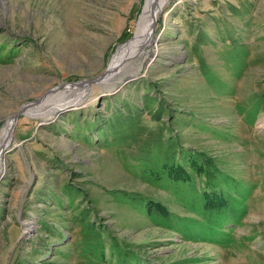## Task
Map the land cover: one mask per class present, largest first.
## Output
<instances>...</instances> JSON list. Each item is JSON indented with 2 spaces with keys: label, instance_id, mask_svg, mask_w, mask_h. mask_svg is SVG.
I'll return each instance as SVG.
<instances>
[{
  "label": "rangeland",
  "instance_id": "obj_1",
  "mask_svg": "<svg viewBox=\"0 0 264 264\" xmlns=\"http://www.w3.org/2000/svg\"><path fill=\"white\" fill-rule=\"evenodd\" d=\"M146 1L0 0V264H264V0H169L102 83Z\"/></svg>",
  "mask_w": 264,
  "mask_h": 264
},
{
  "label": "bare ground",
  "instance_id": "obj_2",
  "mask_svg": "<svg viewBox=\"0 0 264 264\" xmlns=\"http://www.w3.org/2000/svg\"><path fill=\"white\" fill-rule=\"evenodd\" d=\"M169 0H147L145 7L143 9V15L140 18V22L138 25V31L133 39L127 41V44L121 45L117 52L113 55L114 58L112 63L105 73L106 76L104 82L108 83L110 81V76L113 74H117L119 71V67H121L125 72L130 70L131 74H138L140 69L142 68V64L144 60L149 56V51H144L143 55V46L146 42L151 41L153 38L155 24L158 20L159 11H161L165 4ZM142 56V59H140ZM128 74V73H127ZM103 76V77H104ZM115 78V77H114ZM53 94V93H52ZM49 99V98H48ZM31 105H29L30 107ZM27 108H25L24 112H27ZM33 112V111H32ZM15 115L2 127L1 136H0V177L1 173L4 169V152L7 148L11 147L12 139H13V125L15 120ZM31 227L25 230L26 232L30 231Z\"/></svg>",
  "mask_w": 264,
  "mask_h": 264
},
{
  "label": "trees",
  "instance_id": "obj_3",
  "mask_svg": "<svg viewBox=\"0 0 264 264\" xmlns=\"http://www.w3.org/2000/svg\"><path fill=\"white\" fill-rule=\"evenodd\" d=\"M174 169L177 170V168H174ZM174 169H173V170H174ZM177 171H178V170H177ZM175 176H176V177H179L178 174H176ZM208 198H209V197H208ZM207 201H209V202L207 203L208 205H210V206H215V204L211 201V198H209ZM218 205H219V203H218ZM218 205L216 204V206H218Z\"/></svg>",
  "mask_w": 264,
  "mask_h": 264
}]
</instances>
